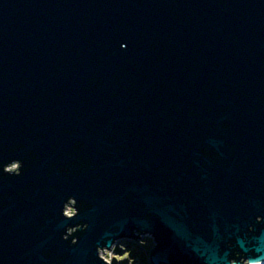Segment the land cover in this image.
Masks as SVG:
<instances>
[{
    "label": "water",
    "instance_id": "1",
    "mask_svg": "<svg viewBox=\"0 0 264 264\" xmlns=\"http://www.w3.org/2000/svg\"><path fill=\"white\" fill-rule=\"evenodd\" d=\"M145 237L264 264V0H0V264Z\"/></svg>",
    "mask_w": 264,
    "mask_h": 264
},
{
    "label": "rangeland",
    "instance_id": "2",
    "mask_svg": "<svg viewBox=\"0 0 264 264\" xmlns=\"http://www.w3.org/2000/svg\"><path fill=\"white\" fill-rule=\"evenodd\" d=\"M66 212L68 214L72 213L71 205L67 207ZM132 246H137L141 252L147 255V251L151 247V239L145 237L138 242H121L113 247L111 252L106 251L103 255L107 260L110 258L113 264H139L140 262L132 254H129L132 253V250H137Z\"/></svg>",
    "mask_w": 264,
    "mask_h": 264
},
{
    "label": "trees",
    "instance_id": "3",
    "mask_svg": "<svg viewBox=\"0 0 264 264\" xmlns=\"http://www.w3.org/2000/svg\"><path fill=\"white\" fill-rule=\"evenodd\" d=\"M133 247V246H132ZM133 248H137V246H134ZM130 255L132 254L140 263L139 264H148L147 262V255L141 252L140 249L137 248V250H132V253H129Z\"/></svg>",
    "mask_w": 264,
    "mask_h": 264
},
{
    "label": "bare ground",
    "instance_id": "4",
    "mask_svg": "<svg viewBox=\"0 0 264 264\" xmlns=\"http://www.w3.org/2000/svg\"><path fill=\"white\" fill-rule=\"evenodd\" d=\"M72 213H73V211H72ZM72 213H70V214H68L67 212H66V214L67 215H72ZM106 251H108V250H104V251H101L100 252V257L103 259V260H105L107 263H111V261H110V258H108V260L106 259V257H104V253H106ZM108 252H111V250H109Z\"/></svg>",
    "mask_w": 264,
    "mask_h": 264
}]
</instances>
